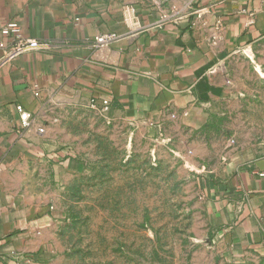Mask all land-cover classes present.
I'll return each instance as SVG.
<instances>
[{
	"label": "crops",
	"instance_id": "1",
	"mask_svg": "<svg viewBox=\"0 0 264 264\" xmlns=\"http://www.w3.org/2000/svg\"><path fill=\"white\" fill-rule=\"evenodd\" d=\"M173 6L166 16L118 0H0V29L14 23L50 45L0 68L1 260L58 253L61 185L83 167L61 119L98 112L184 162L229 264L264 261V0ZM108 33L119 40L92 46ZM223 140L228 153L215 154Z\"/></svg>",
	"mask_w": 264,
	"mask_h": 264
},
{
	"label": "rangeland",
	"instance_id": "2",
	"mask_svg": "<svg viewBox=\"0 0 264 264\" xmlns=\"http://www.w3.org/2000/svg\"><path fill=\"white\" fill-rule=\"evenodd\" d=\"M118 1L169 10L166 16L179 2ZM61 120L83 167L61 185L67 218L58 253L43 264H229L215 249L206 207L180 158L132 128L105 123L98 112ZM222 131L216 134L227 139ZM225 141L215 144V154L228 153Z\"/></svg>",
	"mask_w": 264,
	"mask_h": 264
},
{
	"label": "built area",
	"instance_id": "3",
	"mask_svg": "<svg viewBox=\"0 0 264 264\" xmlns=\"http://www.w3.org/2000/svg\"><path fill=\"white\" fill-rule=\"evenodd\" d=\"M119 40V36L113 33L102 34L95 37L92 41L94 48L108 47ZM50 49L49 43L38 41L35 39H27L21 35L17 24L9 23L0 29V68L10 63L13 59L27 53L32 52H47ZM36 95H38L36 93ZM91 109L106 114L109 110L107 101L97 105L94 101L91 104ZM20 119L23 128L30 127V115L25 113L18 107ZM44 130L40 128L38 133L42 134Z\"/></svg>",
	"mask_w": 264,
	"mask_h": 264
}]
</instances>
